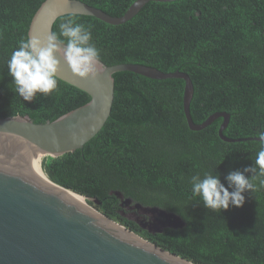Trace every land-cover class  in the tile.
Instances as JSON below:
<instances>
[{
  "label": "trees",
  "instance_id": "16d2710c",
  "mask_svg": "<svg viewBox=\"0 0 264 264\" xmlns=\"http://www.w3.org/2000/svg\"><path fill=\"white\" fill-rule=\"evenodd\" d=\"M44 1L0 0V118L28 115L45 123L91 99L59 78L49 96L37 94L29 102L15 93L7 61L18 42L28 38L31 20ZM82 1L122 16L136 0ZM69 16L92 26V42L107 65L141 63L188 73L195 89L190 106L195 123L225 111L230 114L225 136L257 137L264 131V0L149 1L118 25L94 16L63 15L54 24L55 33ZM114 78L115 100L106 124L83 148L44 157L50 179L98 199L99 204L89 203L196 264H264V188L259 187L264 177L255 181L258 191L244 193L242 207L221 212L194 200L190 184L193 175L216 171L227 186L228 172L253 166L259 141L222 140V118L191 130L183 108V79H151L129 71ZM114 191L175 212L186 225L150 233L122 213L128 209Z\"/></svg>",
  "mask_w": 264,
  "mask_h": 264
},
{
  "label": "water",
  "instance_id": "95a60500",
  "mask_svg": "<svg viewBox=\"0 0 264 264\" xmlns=\"http://www.w3.org/2000/svg\"><path fill=\"white\" fill-rule=\"evenodd\" d=\"M149 1L173 0H136L122 16H113L82 0H45L31 20L28 37L45 39L54 33L57 19L67 14L94 16L109 24H122ZM57 59L60 60L59 79L86 91L91 99L45 123H37L28 115L0 118V264H196L158 247L103 212L106 218L99 216L89 203L99 204V200L60 189L58 186L67 188L50 179L43 159L75 152L100 132L115 100L114 74L121 71L151 79H183V108L193 131L203 130L222 118L219 129L222 140L258 141V137L225 136L224 130L230 121V114L225 111L195 123L190 111L195 89L186 72H167L141 63L107 65L100 59L96 77L85 79L76 76L59 54ZM113 193L123 206L136 211L129 219L150 233L186 225L175 212L134 202L120 191Z\"/></svg>",
  "mask_w": 264,
  "mask_h": 264
},
{
  "label": "clouds",
  "instance_id": "9594fccd",
  "mask_svg": "<svg viewBox=\"0 0 264 264\" xmlns=\"http://www.w3.org/2000/svg\"><path fill=\"white\" fill-rule=\"evenodd\" d=\"M91 27L78 23L75 16H69L60 23L59 34L54 32L43 40L29 36L19 41L7 61L8 75L15 85V93L23 101L31 102L37 94L49 96L55 91L60 65L57 54L76 76L95 78L101 67L100 51L92 42ZM257 137L261 147L253 166L243 171L228 172L224 177L227 186L216 171H207L203 176L193 175L190 184L194 200L202 202L206 209L213 212L227 210L230 206L242 207L245 203L244 193L258 191L255 181L264 177V131L258 132ZM259 187L264 188V179H259Z\"/></svg>",
  "mask_w": 264,
  "mask_h": 264
},
{
  "label": "bare ground",
  "instance_id": "6f19581e",
  "mask_svg": "<svg viewBox=\"0 0 264 264\" xmlns=\"http://www.w3.org/2000/svg\"><path fill=\"white\" fill-rule=\"evenodd\" d=\"M58 186V185H57ZM60 189H63V190H66V191H69V192H71V193H75V194H78V195H81V194H79V193H76V192H74V191H70V190H67V189H64V188H62V187H60V186H58ZM83 196V195H82ZM85 200L87 201V199L85 198ZM88 202V201H87ZM91 206V205H90ZM92 207V206H91ZM94 210H95V212L99 215V216H101L102 218H106L101 212H99L98 210H96L94 207H92ZM112 224H114L115 226H117L118 228H123L122 226H120L119 224H117L116 222H114V221H110ZM131 233V232H130ZM131 235L132 236H134L135 238H136V236L133 234V233H131Z\"/></svg>",
  "mask_w": 264,
  "mask_h": 264
},
{
  "label": "flooded vegetation",
  "instance_id": "af4514ba",
  "mask_svg": "<svg viewBox=\"0 0 264 264\" xmlns=\"http://www.w3.org/2000/svg\"><path fill=\"white\" fill-rule=\"evenodd\" d=\"M123 206V205H122ZM124 207H126V206H124ZM126 209H128V212L127 213H125L124 212V210H122V213H124V215L126 216V217H133L135 214H136V211L135 210H132V209H130V208H128V207H126Z\"/></svg>",
  "mask_w": 264,
  "mask_h": 264
},
{
  "label": "rangeland",
  "instance_id": "374dc122",
  "mask_svg": "<svg viewBox=\"0 0 264 264\" xmlns=\"http://www.w3.org/2000/svg\"><path fill=\"white\" fill-rule=\"evenodd\" d=\"M92 205V204H91ZM92 207H94L96 210H98L99 212H100V210L97 208V207H95V205H92ZM102 213V212H101ZM116 222H118V221H116ZM119 223V222H118ZM121 224V223H120ZM123 227H125V228H127L126 226H124L123 224H121Z\"/></svg>",
  "mask_w": 264,
  "mask_h": 264
}]
</instances>
